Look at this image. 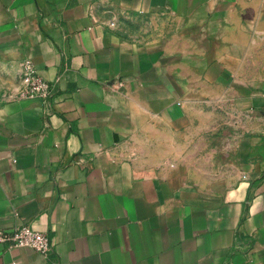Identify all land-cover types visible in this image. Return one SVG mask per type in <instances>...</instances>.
<instances>
[{"label": "crops", "instance_id": "crops-1", "mask_svg": "<svg viewBox=\"0 0 264 264\" xmlns=\"http://www.w3.org/2000/svg\"><path fill=\"white\" fill-rule=\"evenodd\" d=\"M53 87L16 101L21 62ZM0 264H264V0H0Z\"/></svg>", "mask_w": 264, "mask_h": 264}, {"label": "built area", "instance_id": "built-area-1", "mask_svg": "<svg viewBox=\"0 0 264 264\" xmlns=\"http://www.w3.org/2000/svg\"><path fill=\"white\" fill-rule=\"evenodd\" d=\"M20 66V87L12 98L16 101L41 102L48 107L54 96L50 82L39 75L31 59L23 60ZM0 246L6 249L30 248L47 258L52 252L53 243L47 233L22 225L11 229L0 228Z\"/></svg>", "mask_w": 264, "mask_h": 264}]
</instances>
